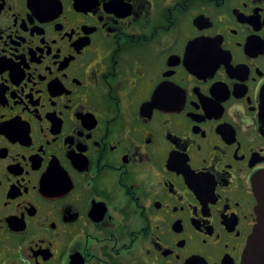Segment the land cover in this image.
<instances>
[{
  "label": "flooded vegetation",
  "instance_id": "af4514ba",
  "mask_svg": "<svg viewBox=\"0 0 264 264\" xmlns=\"http://www.w3.org/2000/svg\"><path fill=\"white\" fill-rule=\"evenodd\" d=\"M264 172V0H0V264H244Z\"/></svg>",
  "mask_w": 264,
  "mask_h": 264
},
{
  "label": "water",
  "instance_id": "95a60500",
  "mask_svg": "<svg viewBox=\"0 0 264 264\" xmlns=\"http://www.w3.org/2000/svg\"><path fill=\"white\" fill-rule=\"evenodd\" d=\"M253 181V191L258 203V220L248 240L244 264H264V172L257 175Z\"/></svg>",
  "mask_w": 264,
  "mask_h": 264
}]
</instances>
